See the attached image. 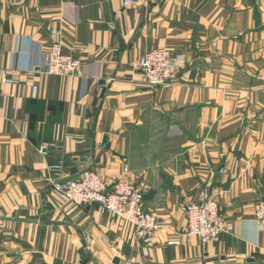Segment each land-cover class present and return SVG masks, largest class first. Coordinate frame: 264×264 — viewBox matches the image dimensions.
Listing matches in <instances>:
<instances>
[{
    "label": "crops",
    "instance_id": "crops-1",
    "mask_svg": "<svg viewBox=\"0 0 264 264\" xmlns=\"http://www.w3.org/2000/svg\"><path fill=\"white\" fill-rule=\"evenodd\" d=\"M56 43L77 75L45 73ZM151 50L186 60L164 86L134 67ZM59 162L149 186L165 223L147 256L126 222L53 194ZM204 189L233 232L169 246ZM260 201L264 0H0V264H264Z\"/></svg>",
    "mask_w": 264,
    "mask_h": 264
},
{
    "label": "built area",
    "instance_id": "built-area-1",
    "mask_svg": "<svg viewBox=\"0 0 264 264\" xmlns=\"http://www.w3.org/2000/svg\"><path fill=\"white\" fill-rule=\"evenodd\" d=\"M134 0H123L125 6ZM46 74L56 77H72L82 67L80 60L62 52L59 43L53 44L47 51ZM186 60L181 55L171 54L167 50H151L134 64L149 87L168 84L173 73L184 66ZM61 162L48 165L49 183L53 194L63 203L73 206L97 205L101 212L108 213L126 222L133 228L134 237L141 244L142 252L147 256L156 232L161 230L165 221L144 209V197L150 188L144 183H133L126 178L129 171L124 166L121 178L108 184L95 170H86L78 179H63ZM185 229L176 233L169 246H180L185 238L196 237L202 243L217 239L220 235H230L233 227L221 214L216 195L202 190L196 201H189L184 207ZM253 217L258 230L264 235V201L255 204Z\"/></svg>",
    "mask_w": 264,
    "mask_h": 264
},
{
    "label": "water",
    "instance_id": "water-1",
    "mask_svg": "<svg viewBox=\"0 0 264 264\" xmlns=\"http://www.w3.org/2000/svg\"><path fill=\"white\" fill-rule=\"evenodd\" d=\"M117 260H115V262H116Z\"/></svg>",
    "mask_w": 264,
    "mask_h": 264
},
{
    "label": "rangeland",
    "instance_id": "rangeland-1",
    "mask_svg": "<svg viewBox=\"0 0 264 264\" xmlns=\"http://www.w3.org/2000/svg\"><path fill=\"white\" fill-rule=\"evenodd\" d=\"M145 209V208H144ZM146 211V210H145Z\"/></svg>",
    "mask_w": 264,
    "mask_h": 264
}]
</instances>
